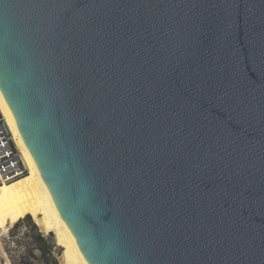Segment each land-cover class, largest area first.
I'll use <instances>...</instances> for the list:
<instances>
[{"label":"water","instance_id":"water-1","mask_svg":"<svg viewBox=\"0 0 264 264\" xmlns=\"http://www.w3.org/2000/svg\"><path fill=\"white\" fill-rule=\"evenodd\" d=\"M261 65L264 0H0V92L89 264H264Z\"/></svg>","mask_w":264,"mask_h":264},{"label":"bare ground","instance_id":"bare-ground-1","mask_svg":"<svg viewBox=\"0 0 264 264\" xmlns=\"http://www.w3.org/2000/svg\"><path fill=\"white\" fill-rule=\"evenodd\" d=\"M0 112L10 141L0 146V180H9L8 190L0 191V237L28 212L43 233L55 234L57 244L64 249L61 264H89L61 217L1 92Z\"/></svg>","mask_w":264,"mask_h":264},{"label":"rangeland","instance_id":"rangeland-1","mask_svg":"<svg viewBox=\"0 0 264 264\" xmlns=\"http://www.w3.org/2000/svg\"><path fill=\"white\" fill-rule=\"evenodd\" d=\"M8 185V179L0 180V191H7ZM24 215L25 213L12 229L0 237V264H45L40 252L42 246L38 238L39 233L54 240L57 245L54 253L61 264L64 249L57 244L56 238L43 233L39 228L33 229L32 224L35 223L32 218H25Z\"/></svg>","mask_w":264,"mask_h":264},{"label":"trees","instance_id":"trees-1","mask_svg":"<svg viewBox=\"0 0 264 264\" xmlns=\"http://www.w3.org/2000/svg\"><path fill=\"white\" fill-rule=\"evenodd\" d=\"M29 216L30 214L28 212H25L24 217L26 218ZM32 227L33 229L38 230V227L35 224L34 225L32 224ZM38 238H39V242L41 243L40 245L42 246L40 249V252L42 254L44 263L45 264H59V261L54 253L55 249L57 248V245L55 244L54 240H52L49 237H46L42 233H39Z\"/></svg>","mask_w":264,"mask_h":264},{"label":"built area","instance_id":"built-area-1","mask_svg":"<svg viewBox=\"0 0 264 264\" xmlns=\"http://www.w3.org/2000/svg\"><path fill=\"white\" fill-rule=\"evenodd\" d=\"M6 126L4 124V122L2 121V118L0 116V146L3 144H7L9 145V134L6 132L5 130ZM8 158H6L7 160ZM1 163V161H0Z\"/></svg>","mask_w":264,"mask_h":264},{"label":"snow or ice","instance_id":"snow-or-ice-1","mask_svg":"<svg viewBox=\"0 0 264 264\" xmlns=\"http://www.w3.org/2000/svg\"><path fill=\"white\" fill-rule=\"evenodd\" d=\"M259 71L264 72V65H261V66L259 67Z\"/></svg>","mask_w":264,"mask_h":264}]
</instances>
